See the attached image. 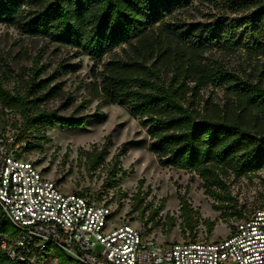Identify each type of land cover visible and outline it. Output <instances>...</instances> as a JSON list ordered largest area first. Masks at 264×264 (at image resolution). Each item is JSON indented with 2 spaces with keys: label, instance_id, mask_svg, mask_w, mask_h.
I'll list each match as a JSON object with an SVG mask.
<instances>
[{
  "label": "trees",
  "instance_id": "trees-1",
  "mask_svg": "<svg viewBox=\"0 0 264 264\" xmlns=\"http://www.w3.org/2000/svg\"><path fill=\"white\" fill-rule=\"evenodd\" d=\"M191 2L0 0V22L90 55L93 75L101 78L103 103L126 106L143 120L149 148L161 165L194 170L220 184V167L242 173L264 167V85L235 74L206 51L224 43L264 55V0H222L221 12L208 22L180 17L189 12ZM35 73L24 94L9 89L0 78V103L20 113L29 125L84 127L88 117L41 107L55 96L57 86H51L49 79H37ZM211 84H229L237 94L239 105L231 116L201 117L187 103L188 89ZM104 149L93 154L95 165L104 158ZM121 151L128 152L127 144ZM208 193L219 195L212 188ZM231 213L239 220L247 217L238 210ZM17 234L0 206V238L11 242ZM51 248L61 264L73 261L60 248L48 246L46 251ZM34 256L42 253L25 262L13 260L0 243V264H29Z\"/></svg>",
  "mask_w": 264,
  "mask_h": 264
},
{
  "label": "rangeland",
  "instance_id": "rangeland-1",
  "mask_svg": "<svg viewBox=\"0 0 264 264\" xmlns=\"http://www.w3.org/2000/svg\"><path fill=\"white\" fill-rule=\"evenodd\" d=\"M221 2L192 0L189 12L180 17L187 22H208L221 12ZM206 55L222 61L235 74L264 85V55L256 50L218 43ZM93 66V59L81 49L30 37L0 22V78L4 84L24 94L36 69L37 79H49L51 86H57L55 96L43 101L42 108L89 118L82 128L33 126L0 103V134L17 136L24 143L20 149L23 158L63 190L109 206L115 225L132 224L164 243L225 238L240 219L231 212L249 216L264 208V167L244 173L220 167L222 183L215 184L194 170L161 165L149 148L143 120L126 106L103 103L98 89L101 78L94 77ZM186 100L198 116L216 119L231 116L239 105L229 84L188 89ZM123 144H127L126 154L121 153ZM103 148L106 154L95 165L93 154ZM209 188L219 195H210ZM29 264L61 263L51 248Z\"/></svg>",
  "mask_w": 264,
  "mask_h": 264
},
{
  "label": "built area",
  "instance_id": "built-area-1",
  "mask_svg": "<svg viewBox=\"0 0 264 264\" xmlns=\"http://www.w3.org/2000/svg\"><path fill=\"white\" fill-rule=\"evenodd\" d=\"M23 144L0 134V206L18 231L0 243L13 260L25 262L52 246L73 264H264V208L222 239L160 242L132 224L115 225L109 206L63 190L22 157Z\"/></svg>",
  "mask_w": 264,
  "mask_h": 264
}]
</instances>
